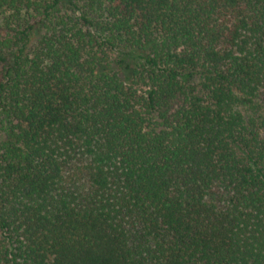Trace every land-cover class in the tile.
I'll return each mask as SVG.
<instances>
[{
    "label": "trees",
    "instance_id": "obj_1",
    "mask_svg": "<svg viewBox=\"0 0 264 264\" xmlns=\"http://www.w3.org/2000/svg\"><path fill=\"white\" fill-rule=\"evenodd\" d=\"M0 264H264V0H0Z\"/></svg>",
    "mask_w": 264,
    "mask_h": 264
}]
</instances>
